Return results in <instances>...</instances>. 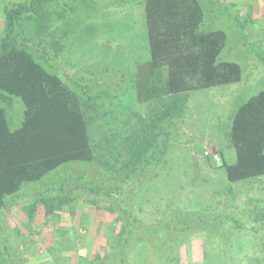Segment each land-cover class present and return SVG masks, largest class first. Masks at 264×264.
<instances>
[{
  "label": "trees",
  "instance_id": "16d2710c",
  "mask_svg": "<svg viewBox=\"0 0 264 264\" xmlns=\"http://www.w3.org/2000/svg\"><path fill=\"white\" fill-rule=\"evenodd\" d=\"M61 1L25 0L8 3L3 10L0 264H28L33 253L19 239L25 238L22 231L6 226L8 215L18 210L24 215L22 224L36 244L35 249L52 231L55 214L73 217V205L81 202L90 206L106 204L105 210L120 223L119 231L108 237L104 254L92 260L77 257L84 264H131L135 257L139 264H181L182 247L197 235L204 237L202 264H212L208 251L215 249L224 262L233 263L231 240L226 243L214 234L223 225H228L227 231L235 228L252 234L262 232L264 251L262 208L255 210L247 223L234 214L222 219L216 214L223 212L224 199L212 211L211 219L202 214L186 222L179 216L169 219V214L144 212L136 202V194L146 184L143 178L163 163L169 128L183 115L188 95L241 81L240 65L219 59L226 33L206 27L198 0H132L143 8L147 54L138 61L130 82L136 100L145 105V110L130 113L119 127H105L97 138L95 122L98 118L104 120L105 114L99 115L104 105L96 102L107 92V86L112 88V83L93 91L91 83L98 84L97 80L87 81L82 71H76V77L56 72L59 63L55 58L68 39L56 22L67 21L68 11H73V5H69L63 12H53L52 7ZM119 1L134 6L131 0H117L116 8L125 7ZM210 2L215 7L217 1ZM216 7L223 8L219 3ZM230 17L244 26L246 17H240L237 11ZM115 88L112 89L116 91ZM15 99L21 102L23 111L19 124L12 128L15 117L9 112ZM229 142L234 161L229 163L221 156L220 165L228 182L224 195L229 194L231 184L264 176V89L247 98L231 115ZM52 233L48 251L53 263H61L62 258L67 260L60 256L63 249L76 251L74 240L60 238L66 231Z\"/></svg>",
  "mask_w": 264,
  "mask_h": 264
},
{
  "label": "rangeland",
  "instance_id": "374dc122",
  "mask_svg": "<svg viewBox=\"0 0 264 264\" xmlns=\"http://www.w3.org/2000/svg\"><path fill=\"white\" fill-rule=\"evenodd\" d=\"M23 1L0 0V30L5 5ZM198 1L206 18V27L226 33L219 59L237 62L242 70L241 81L188 95L183 115L175 119L169 128L170 139L163 163L149 177L143 178L146 184L136 194V202L144 212L169 214V219L179 216L181 221L188 222L202 214L206 215H202L203 218L211 219L214 215L212 211L227 199L223 212L219 211L216 215L222 219L227 214L240 215L247 223L255 210L264 209V176L231 184L230 195H224L228 182L220 165L221 156L229 163L234 161L229 142L231 115L247 98L264 89V0H216L223 8L216 7L217 3L214 7L210 0ZM119 4L125 7L116 8L117 0H77L75 5L62 0L61 4L52 7L53 12H63L73 5V11H68L69 19L55 23L68 34L65 48L55 58L59 63L56 72L76 77L79 76L76 71H82L87 81L89 78L97 80L98 84L91 83L93 91L103 89L104 83H112V88L116 84V91L107 89V86L104 89L107 92L96 102L97 105H104L101 110L97 107L99 115L105 114L104 120L98 118L95 122L97 138L105 127H119L127 115L145 110V105L136 100L130 82L138 61L147 54L144 12L138 2L134 6H129L126 1H119ZM233 4L236 6L232 8ZM236 11L240 17H246L242 23L244 26L230 17ZM22 111L21 102L15 99L9 114L15 116L16 123L21 120ZM105 206L104 203L90 206L81 202L78 206L73 205V213L76 211L73 217L67 213L55 214L52 231H66L60 234V238L74 240L76 249L74 252L63 249L60 256L67 260L62 258L61 263H53L48 251L53 240L52 231L44 237L43 245L39 244L34 249L36 244L23 227L25 217L21 212L8 215L5 224L11 229H20L25 235V238L19 236V239L24 240L25 247L33 250L28 264H84L78 256L92 260L104 254L108 237L119 231L120 223L105 210ZM227 227L223 225L214 234L220 235L226 243L231 240L230 253L235 262H224L219 252H214L216 249L208 251L213 258L210 262L264 264L260 243L262 232L252 234L235 228L227 231ZM203 238L197 235L182 247L181 264H202ZM213 243L211 241L215 247ZM137 261L135 257L131 264H139Z\"/></svg>",
  "mask_w": 264,
  "mask_h": 264
},
{
  "label": "crops",
  "instance_id": "0c3cea01",
  "mask_svg": "<svg viewBox=\"0 0 264 264\" xmlns=\"http://www.w3.org/2000/svg\"><path fill=\"white\" fill-rule=\"evenodd\" d=\"M14 117H15V116H14ZM14 117H13V118H14ZM19 122H20V121H19ZM19 122H18V123H16V122H12V125H11L12 128H15V127L19 124ZM18 211H19V210H18ZM12 215H13V214H12Z\"/></svg>",
  "mask_w": 264,
  "mask_h": 264
}]
</instances>
